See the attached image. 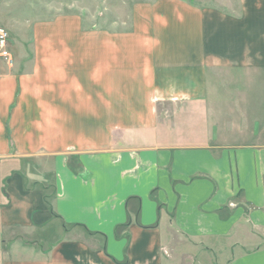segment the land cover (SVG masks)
<instances>
[{
    "label": "crops",
    "instance_id": "obj_1",
    "mask_svg": "<svg viewBox=\"0 0 264 264\" xmlns=\"http://www.w3.org/2000/svg\"><path fill=\"white\" fill-rule=\"evenodd\" d=\"M179 7L128 111L99 53L0 58V264H264V0Z\"/></svg>",
    "mask_w": 264,
    "mask_h": 264
},
{
    "label": "rangeland",
    "instance_id": "obj_2",
    "mask_svg": "<svg viewBox=\"0 0 264 264\" xmlns=\"http://www.w3.org/2000/svg\"><path fill=\"white\" fill-rule=\"evenodd\" d=\"M226 1L230 0H0V29L8 34L10 62L32 59L16 55L23 49H39L40 59L47 62L54 54L68 59L79 50L99 53L89 55L88 63L104 59L106 96L115 94L123 112L132 98V49L141 54L153 48L174 51L187 46L178 30L179 6L209 8ZM167 114L166 123H174L175 112ZM115 234L124 236L121 231ZM175 235L171 237L177 241Z\"/></svg>",
    "mask_w": 264,
    "mask_h": 264
},
{
    "label": "built area",
    "instance_id": "obj_3",
    "mask_svg": "<svg viewBox=\"0 0 264 264\" xmlns=\"http://www.w3.org/2000/svg\"><path fill=\"white\" fill-rule=\"evenodd\" d=\"M8 39V34L5 30L0 29V58L11 59L10 54L6 50V43Z\"/></svg>",
    "mask_w": 264,
    "mask_h": 264
}]
</instances>
